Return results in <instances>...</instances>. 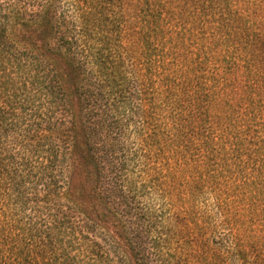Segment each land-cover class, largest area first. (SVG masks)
<instances>
[{"label": "trees", "instance_id": "1", "mask_svg": "<svg viewBox=\"0 0 264 264\" xmlns=\"http://www.w3.org/2000/svg\"><path fill=\"white\" fill-rule=\"evenodd\" d=\"M263 206L264 0H0V264H264Z\"/></svg>", "mask_w": 264, "mask_h": 264}, {"label": "rangeland", "instance_id": "2", "mask_svg": "<svg viewBox=\"0 0 264 264\" xmlns=\"http://www.w3.org/2000/svg\"><path fill=\"white\" fill-rule=\"evenodd\" d=\"M67 172H68V174H69V172L71 171V168L69 169H67L66 170ZM65 171V172H66ZM77 182V181H76ZM76 182L74 181V183L76 184ZM159 201H160V199L159 200H156V204H159ZM263 208H264V206H263ZM121 253L124 255V257H125V260L128 262V264L130 263V257H129V254H128V252L123 248V249H121Z\"/></svg>", "mask_w": 264, "mask_h": 264}]
</instances>
